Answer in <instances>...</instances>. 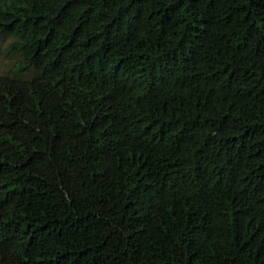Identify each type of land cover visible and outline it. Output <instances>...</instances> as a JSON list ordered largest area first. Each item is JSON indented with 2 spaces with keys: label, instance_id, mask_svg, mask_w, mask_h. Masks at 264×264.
<instances>
[{
  "label": "trees",
  "instance_id": "1",
  "mask_svg": "<svg viewBox=\"0 0 264 264\" xmlns=\"http://www.w3.org/2000/svg\"><path fill=\"white\" fill-rule=\"evenodd\" d=\"M7 36L0 264H264V0H0Z\"/></svg>",
  "mask_w": 264,
  "mask_h": 264
},
{
  "label": "rangeland",
  "instance_id": "2",
  "mask_svg": "<svg viewBox=\"0 0 264 264\" xmlns=\"http://www.w3.org/2000/svg\"><path fill=\"white\" fill-rule=\"evenodd\" d=\"M11 40L12 37L10 36L0 38V74H15L13 70L15 69L18 56L9 50L8 46ZM20 75L28 74L22 73Z\"/></svg>",
  "mask_w": 264,
  "mask_h": 264
}]
</instances>
